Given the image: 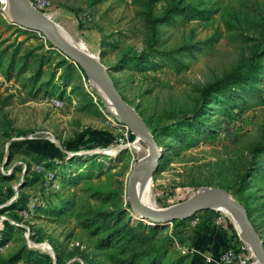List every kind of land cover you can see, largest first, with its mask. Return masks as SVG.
I'll return each mask as SVG.
<instances>
[{"label":"rangeland","instance_id":"1","mask_svg":"<svg viewBox=\"0 0 264 264\" xmlns=\"http://www.w3.org/2000/svg\"><path fill=\"white\" fill-rule=\"evenodd\" d=\"M29 1L60 35L95 47L158 141L152 205L222 189L249 210L264 242V150L254 152L264 149V0H155L152 11L147 0ZM179 1L183 13L153 21ZM5 8L0 0V255L27 251L17 264H112L117 249L102 246L108 232L84 224L99 212L106 225L141 233L128 246L145 252L139 264L158 255L157 264H203L212 231L237 232L230 217L206 210L180 224L141 221L127 186L148 145L110 113L88 73L42 34L10 23ZM257 50V73L204 104L203 90L250 72ZM212 212L213 224L199 230ZM243 243L248 254L234 264H258Z\"/></svg>","mask_w":264,"mask_h":264},{"label":"water","instance_id":"2","mask_svg":"<svg viewBox=\"0 0 264 264\" xmlns=\"http://www.w3.org/2000/svg\"><path fill=\"white\" fill-rule=\"evenodd\" d=\"M20 12L24 13L28 19L18 16V13ZM4 13L10 23L23 29L42 34L55 49L60 51L86 73L89 75H96L104 83L114 105L116 106V119L122 125L127 127L133 135L142 136L147 143L151 154L147 160L136 163L128 177L127 186L129 203L135 215H137L141 221L146 222L151 226L159 227L177 221L190 219L206 210H214L212 206L215 203H221L227 210L234 212L239 216L242 222L243 232L242 237L238 234L240 240L245 242L258 260L264 264V242L261 240L255 224L250 218L246 208L225 190L201 187L195 190L190 195L189 199L181 205L160 210H150L146 208L140 201L138 195L137 179L142 172L149 168H154L156 172L159 168L160 161L164 158V151H162V148L156 141L155 137L142 120V127H137L131 123L129 119L134 110L130 108L123 98L109 70L107 68L104 69L99 61L67 45L46 25L38 23L36 18L40 13L33 7L29 0H8V5L5 8Z\"/></svg>","mask_w":264,"mask_h":264},{"label":"trees","instance_id":"3","mask_svg":"<svg viewBox=\"0 0 264 264\" xmlns=\"http://www.w3.org/2000/svg\"><path fill=\"white\" fill-rule=\"evenodd\" d=\"M155 3V0H147L146 6L152 11V6ZM182 1L173 3L169 10L167 11V14L164 15L161 19H153L155 23L157 22H165L171 15L173 14H181L183 13V10L181 8ZM4 52V51H2ZM260 56H262L259 51H255L252 58H251V66H253L247 74H241L240 72L233 73L226 78L213 83L209 86H207L203 92H202V101L203 103H207L213 96L219 92H222L223 90H228L230 87L240 84L244 81H247L251 79L256 73L257 69L254 67V62H258ZM2 54L0 55V69L2 64ZM10 71L12 68L9 69ZM8 78H12L11 74H7ZM116 83V82H115ZM117 85V84H116ZM157 141V140H156ZM158 142V141H157ZM159 144V143H158ZM13 148V147H11ZM15 148V147H14ZM13 148V149H14ZM264 149L263 147H259L255 149V154H258L262 152ZM19 204V205H18ZM15 208H23L20 207L24 204V202H19ZM130 206V205H129ZM14 208V207H13ZM247 210V209H246ZM248 211V214L251 218V214ZM100 213L97 212L94 215H91L86 219L84 222L86 228H90L91 226H97L98 229L97 232H108V234L102 239V246L108 247V248H116L118 252V256H121L119 258L117 255H110L108 256V260L112 264H139L141 260L143 259L145 255V252H133L131 251L129 253L130 248L128 247L129 244L136 240L135 237L138 239V237H142L141 233L133 234V231H135L134 227H130V224L121 226L120 222L116 223L114 227H110L109 225L105 224V221L102 220V217H100ZM216 217V213L212 212V215L209 219L205 220L200 226L199 230L203 231V229H206L209 227V225H212L214 222V219ZM252 219V218H251ZM182 221L174 222V224H180ZM111 230V231H110ZM222 232L227 236L228 239H230V244L233 246V248L236 250L237 254H248V250L244 248L243 241L240 240L238 233L234 230L232 226H230V234L228 231H224L221 229ZM123 241H126V243H123ZM27 251H19L9 257H3L0 255V264H17L22 259H25L27 257L28 252ZM161 255H158L151 263V264H157L158 260L160 259ZM123 257V258H122Z\"/></svg>","mask_w":264,"mask_h":264},{"label":"bare ground","instance_id":"4","mask_svg":"<svg viewBox=\"0 0 264 264\" xmlns=\"http://www.w3.org/2000/svg\"><path fill=\"white\" fill-rule=\"evenodd\" d=\"M2 1L4 2L5 7H7L8 0H2ZM18 16H20L24 19H28L27 16L22 12L18 13ZM36 21L38 23L46 25L48 28H50V30H52L54 32V34H56L67 45H69V46L75 48L76 50L80 51L81 53L99 61L102 64L103 68L106 69V67L103 65L101 57L99 56L95 47L90 46L89 44L82 43V42H76L77 40L73 41L69 37H63L62 35L59 34L56 26H54V23L47 16H43V15L39 14L38 17L36 18ZM90 76H91L93 85H95V87L97 89V92L100 94L102 99L105 101L107 109L110 111V113H112V115L114 117H116L117 116L116 106L114 105L104 83L96 75H90ZM129 120L131 121V123H133L137 127L143 126L141 119L133 111L131 114V118ZM137 139H138V141L147 144L144 141L142 136H137ZM150 154H151V151L148 148V157L145 159L143 158V160H141V162L147 160L149 158ZM155 173L156 172H155L154 168H149V169L145 170L144 172H142L138 176V179H137V188H138V195H139L140 201L142 202V204L146 208H148L150 210H159L152 205L150 195H149L150 184H151V181H152ZM212 207L214 210L219 211V212L227 215L228 217H230V219L232 220L238 234L241 237L243 236L242 222L236 213L227 210L221 203H215ZM250 251L252 252L253 257L257 258L251 249H250ZM258 264H262V263L259 261Z\"/></svg>","mask_w":264,"mask_h":264},{"label":"crops","instance_id":"5","mask_svg":"<svg viewBox=\"0 0 264 264\" xmlns=\"http://www.w3.org/2000/svg\"><path fill=\"white\" fill-rule=\"evenodd\" d=\"M208 230L210 231V229ZM211 233L212 234H210L208 238L211 239L210 241L207 239V237L204 238L207 239L205 242H203L206 256L204 254L202 255L204 256V258L206 257V261L203 257L200 258L202 261H204L203 264H219V262L217 261L219 260V256L223 251H226L228 246L230 245V239H228L227 236L221 230H214ZM208 241L210 243H206ZM201 242L200 244L202 245ZM208 260H210V263H206Z\"/></svg>","mask_w":264,"mask_h":264},{"label":"built area","instance_id":"6","mask_svg":"<svg viewBox=\"0 0 264 264\" xmlns=\"http://www.w3.org/2000/svg\"><path fill=\"white\" fill-rule=\"evenodd\" d=\"M236 260L237 253L233 249L226 251L221 257L222 264H234Z\"/></svg>","mask_w":264,"mask_h":264}]
</instances>
